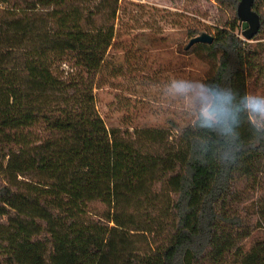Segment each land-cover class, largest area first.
<instances>
[{
    "label": "trees",
    "instance_id": "trees-1",
    "mask_svg": "<svg viewBox=\"0 0 264 264\" xmlns=\"http://www.w3.org/2000/svg\"><path fill=\"white\" fill-rule=\"evenodd\" d=\"M118 12L119 0H0V264H264V132L243 113L232 140L198 114L130 130L97 112L92 82ZM235 28L185 50L210 64L209 88L244 95L264 43Z\"/></svg>",
    "mask_w": 264,
    "mask_h": 264
},
{
    "label": "rangeland",
    "instance_id": "rangeland-1",
    "mask_svg": "<svg viewBox=\"0 0 264 264\" xmlns=\"http://www.w3.org/2000/svg\"><path fill=\"white\" fill-rule=\"evenodd\" d=\"M226 2H229L226 0ZM239 3V2H238ZM236 3V7L238 5ZM260 12H264V0ZM231 4L214 0H119L117 34L92 82L97 112L107 127L122 129L189 125L202 107L197 96L199 80L210 72V64L185 50L191 31L212 36L225 21H235L242 39L240 21ZM263 35L249 41L264 43ZM194 37V36H193ZM253 73L248 93L264 95V62ZM62 79L72 78L68 62L58 66ZM184 79L192 87L187 93L170 89L172 81ZM41 127L31 130L41 135ZM105 206L89 204L92 214ZM264 233V225L259 231ZM259 233V234H260ZM258 234L245 241L248 247Z\"/></svg>",
    "mask_w": 264,
    "mask_h": 264
},
{
    "label": "clouds",
    "instance_id": "clouds-1",
    "mask_svg": "<svg viewBox=\"0 0 264 264\" xmlns=\"http://www.w3.org/2000/svg\"><path fill=\"white\" fill-rule=\"evenodd\" d=\"M209 84L220 85L199 80L196 93L202 104L198 113L201 127L235 140L239 136L237 129L241 123L240 114L243 113L251 128L264 132V95H239L229 86L214 90L208 87ZM191 87L184 79H174L170 85V89L176 93H187ZM224 159L234 163L236 158L231 152H225Z\"/></svg>",
    "mask_w": 264,
    "mask_h": 264
},
{
    "label": "water",
    "instance_id": "water-1",
    "mask_svg": "<svg viewBox=\"0 0 264 264\" xmlns=\"http://www.w3.org/2000/svg\"><path fill=\"white\" fill-rule=\"evenodd\" d=\"M254 0H239L236 13L241 24V34L244 40H251L259 31L261 22L259 15L252 9ZM214 37L208 33L202 32L197 36L190 38L186 48L195 43H212Z\"/></svg>",
    "mask_w": 264,
    "mask_h": 264
}]
</instances>
